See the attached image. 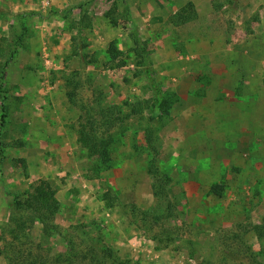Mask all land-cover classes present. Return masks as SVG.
Listing matches in <instances>:
<instances>
[{"label":"rangeland","instance_id":"374dc122","mask_svg":"<svg viewBox=\"0 0 264 264\" xmlns=\"http://www.w3.org/2000/svg\"><path fill=\"white\" fill-rule=\"evenodd\" d=\"M3 37L2 63L21 40L0 90V237L13 196L45 180L76 252L111 249L129 264L259 252L264 0H0ZM151 79L169 97L165 116ZM88 113L112 139L106 171L80 142ZM27 240L43 255L66 250L38 223Z\"/></svg>","mask_w":264,"mask_h":264},{"label":"trees","instance_id":"16d2710c","mask_svg":"<svg viewBox=\"0 0 264 264\" xmlns=\"http://www.w3.org/2000/svg\"><path fill=\"white\" fill-rule=\"evenodd\" d=\"M188 8L193 9V4L188 2ZM114 24V23H113ZM20 37L12 38L9 46V59L0 62V90L3 86L5 79V70L9 65L15 51L12 47H16V43L20 41ZM7 42L6 38H0V54L3 51L1 43ZM113 52L114 46L111 43L108 49ZM149 73V71H148ZM151 87L154 91L155 102L153 106V112L156 115H167L170 108L169 97L157 87V85L151 79ZM2 111L4 112V105H2ZM139 110V109H138ZM141 112V111H139ZM138 112V113H139ZM100 114L103 115V112ZM136 114V113H135ZM2 119V117H1ZM3 120V119H2ZM98 119L94 118L88 113L87 124L82 126V133L80 137L81 144L87 149L90 156L97 160V166L99 170L106 171L110 169L112 164L111 146L112 139L105 133H101L99 128L102 124H99ZM108 129V128H107ZM105 129L104 131H108ZM151 128L146 130V142L151 148ZM211 193L220 194L222 190L221 185H213L211 187ZM58 211V201L55 197V191L50 184L45 180H39L33 187L31 192L26 193L22 197L13 196V209L9 221L3 228V232H7L10 235V240H7L3 236L0 237V255L3 256L8 264H129L127 260H120L116 256L114 257L111 249H104L101 253L96 249H86L85 251H75V241L70 233L61 228L55 223V216ZM136 215L144 218H151L149 212H145L134 208ZM153 218V217H152ZM38 223L41 226V232L43 237H60L66 244V250L59 254L43 255L41 253L43 249H32V243L28 247L26 246L29 232L34 225ZM252 231L261 242V247L258 253H252L250 249H229L223 253L221 259L223 264H245L239 260V257L245 253L250 256L247 264H264V220L259 225H252ZM25 239V241H24ZM9 249H16L15 252H8ZM35 250L38 253H35ZM26 253V255H25ZM230 262V263H229Z\"/></svg>","mask_w":264,"mask_h":264}]
</instances>
